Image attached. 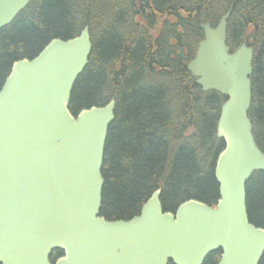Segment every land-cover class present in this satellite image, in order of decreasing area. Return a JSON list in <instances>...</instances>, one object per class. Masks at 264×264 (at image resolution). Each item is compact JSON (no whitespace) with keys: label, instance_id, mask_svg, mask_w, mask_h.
Segmentation results:
<instances>
[{"label":"water","instance_id":"95a60500","mask_svg":"<svg viewBox=\"0 0 264 264\" xmlns=\"http://www.w3.org/2000/svg\"><path fill=\"white\" fill-rule=\"evenodd\" d=\"M33 0H0V30ZM203 24L204 39L188 65L204 91L227 97L217 126L225 141L216 179L220 199H198L165 211L156 190L131 219L101 215L103 164L116 98L75 115L71 94L90 63L87 25L54 38L33 59L14 62L0 90V264H260L264 228L251 222L247 184L264 171L250 117L254 49L228 44V20Z\"/></svg>","mask_w":264,"mask_h":264},{"label":"trees","instance_id":"16d2710c","mask_svg":"<svg viewBox=\"0 0 264 264\" xmlns=\"http://www.w3.org/2000/svg\"><path fill=\"white\" fill-rule=\"evenodd\" d=\"M231 4L230 44L248 42L255 50L250 117L264 150V0H33L0 30L1 90L14 62L33 59L54 38H73L90 24V63L70 109L78 115L117 100L103 164L101 215L108 220L140 214L158 189L165 211L175 213L190 199L218 203L215 168L225 142L216 130L227 97L204 92L187 64L203 38L200 24L216 23ZM158 25L174 33V45L165 32L154 34ZM247 206L251 222L264 228V171L248 181ZM218 255L203 264H217Z\"/></svg>","mask_w":264,"mask_h":264},{"label":"bare ground","instance_id":"6f19581e","mask_svg":"<svg viewBox=\"0 0 264 264\" xmlns=\"http://www.w3.org/2000/svg\"><path fill=\"white\" fill-rule=\"evenodd\" d=\"M121 8H123V9H125L124 8V3H122V7ZM123 9L122 10H120L119 12H123ZM235 10V5L234 4H231V5H229V7L227 8V10H225V12L222 14V15H220L219 16V19H218V21L216 22V23H213V21H211V20H208V21H206V22H203V23H201L200 24V27H201V29L203 30V28H202V25L203 24H206V23H208V22H210L211 24H212V26H217L218 25V23L220 22V20H221V18L224 16V15H226L227 13H229V12H231V15H230V18H229V20H228V29H227V31H228V44L231 46V48H232V50L234 51V50H236L238 47H240L243 43H247L249 46H251V47H253L252 45H250L248 42H243L242 44H240L238 47H236V48H233L232 47V45L230 44V42H229V22H230V19H231V17H232V14H233V11ZM121 15H122V18L124 17V14L123 13H121ZM170 19V21H172V22H175L176 20H174V17H171V18H169ZM89 26L90 27V32H91V35H92V30H91V26H90V24H86L85 26ZM84 26V27H85ZM83 27V28H84ZM83 30V29H82ZM81 30V31H82ZM167 30V29H166ZM164 30V28H163V25H158V28H156L155 29V35L157 36V35H160V34H163L164 32H165V35L169 38V42H170V44H172V45H174L175 43H176V38H175V35H174V33L171 31V30ZM180 32V31H179ZM81 33V32H80ZM78 36V35H77ZM76 37V36H75ZM202 39H204V30H203V38ZM201 39V40H202ZM200 40V41H201ZM200 41H199V43H200ZM199 43H198V47H199ZM49 44V43H48ZM47 44V45H48ZM46 45V46H47ZM45 46V47H46ZM198 47H197V49H196V51H195V54H196V52H197V50H198ZM253 49H254V47H253ZM195 54H194V56H193V58L195 57ZM192 58V59H193ZM192 59H190V61L188 62V64H187V69H188V65H189V63L191 62V60ZM254 60H255V50H254ZM188 71H189V69H188ZM190 72V71H189ZM191 73V72H190ZM253 74H254V61H253V73H252V76H253ZM192 75V74H191ZM193 76V75H192ZM194 77V76H193ZM195 78V77H194ZM195 82H196V78H195ZM197 84V83H196ZM200 86V85H199ZM201 87V86H200ZM202 88V87H201ZM203 90V89H202ZM204 91V90H203ZM204 92H206V91H204ZM207 92H210V91H207ZM225 103V102H224ZM223 103V104H224ZM223 106V105H222ZM221 111H222V107H221ZM220 114H221V112H220ZM219 118H220V116H219ZM218 121H219V119H218ZM217 126H218V123H217ZM254 134H255V132H254ZM216 137H217V130H216ZM256 137V136H255ZM218 138V137H217ZM218 139H221V140H224V139H222V138H218ZM257 140V139H256ZM225 142V141H224ZM258 142V141H257ZM226 145V144H225ZM258 145H259V143H258ZM260 146V145H259ZM261 148V147H260ZM262 149V148H261ZM263 150V149H262ZM264 151V150H263ZM220 155V154H219ZM219 157V156H218ZM217 161H218V159H217ZM216 165H217V163H216ZM215 170H216V168H215ZM162 190V189H161ZM155 192V191H154ZM153 192V193H154Z\"/></svg>","mask_w":264,"mask_h":264},{"label":"flooded vegetation","instance_id":"af4514ba","mask_svg":"<svg viewBox=\"0 0 264 264\" xmlns=\"http://www.w3.org/2000/svg\"><path fill=\"white\" fill-rule=\"evenodd\" d=\"M58 253H60V254H59V255H57V252H56V253L54 252V254H53V255H55V254H56L55 256H58L57 258L53 257V262H52L53 264H55V262L57 261V259H58V258H60V257H61V256L64 254L62 251H59ZM216 253H218V254H219V255H218V257H217V259H216V260H218V261H219V259H220V257H221V254H222V253H221V251H220V250H219V251H217Z\"/></svg>","mask_w":264,"mask_h":264}]
</instances>
